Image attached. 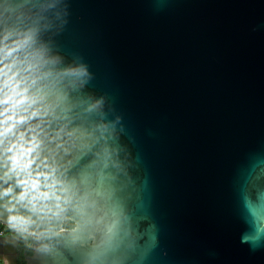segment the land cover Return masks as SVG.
Segmentation results:
<instances>
[{"label": "water", "instance_id": "95a60500", "mask_svg": "<svg viewBox=\"0 0 264 264\" xmlns=\"http://www.w3.org/2000/svg\"><path fill=\"white\" fill-rule=\"evenodd\" d=\"M64 7L40 39L88 83L31 103L0 72V224L36 237L25 264H264V0ZM20 240L0 237V261Z\"/></svg>", "mask_w": 264, "mask_h": 264}, {"label": "clouds", "instance_id": "9594fccd", "mask_svg": "<svg viewBox=\"0 0 264 264\" xmlns=\"http://www.w3.org/2000/svg\"><path fill=\"white\" fill-rule=\"evenodd\" d=\"M66 3L67 0H12L11 6L5 8L3 0H0V63H3V69H0V72L5 76L11 73L10 80L18 77L17 83H25L24 92L34 88L31 103H36L37 100L43 101L46 96L53 95L55 89L52 103L59 106L61 102L68 99V95L58 88V85L72 89L83 88L91 79L92 74L83 63L61 68L64 57L52 43L40 39L42 33L51 32L67 22L65 17L68 11L64 7ZM103 109L104 98L100 97L93 99L84 111L103 113ZM104 131H107L106 127ZM96 156L100 157L101 153H96ZM11 159L14 160V158ZM99 162L100 160L97 159L92 163ZM16 167L14 162L13 169ZM19 184L24 186L23 191L19 193V200L24 201L31 195V189L28 188L26 180H20ZM35 187L33 183L32 188ZM12 191L13 189L9 187L4 194ZM43 195L46 196L47 193ZM91 196L92 193L88 192L81 199L87 201ZM32 199L36 197L32 196ZM29 204H25L24 207H29ZM87 227L88 222L85 220V231ZM98 260V256L86 253L84 264H95Z\"/></svg>", "mask_w": 264, "mask_h": 264}, {"label": "trees", "instance_id": "16d2710c", "mask_svg": "<svg viewBox=\"0 0 264 264\" xmlns=\"http://www.w3.org/2000/svg\"><path fill=\"white\" fill-rule=\"evenodd\" d=\"M72 224L68 221H66L63 224V229L70 230L72 229ZM17 236L19 234L16 233ZM36 244V237L33 235H24L21 240L20 244L18 246L19 249V255L17 257V264H25L24 262V256H30L32 254V249L34 245Z\"/></svg>", "mask_w": 264, "mask_h": 264}, {"label": "built area", "instance_id": "2783aa9c", "mask_svg": "<svg viewBox=\"0 0 264 264\" xmlns=\"http://www.w3.org/2000/svg\"><path fill=\"white\" fill-rule=\"evenodd\" d=\"M12 235L13 233L11 230L7 229L6 227L0 224V237H7V236L10 237Z\"/></svg>", "mask_w": 264, "mask_h": 264}, {"label": "flooded vegetation", "instance_id": "af4514ba", "mask_svg": "<svg viewBox=\"0 0 264 264\" xmlns=\"http://www.w3.org/2000/svg\"><path fill=\"white\" fill-rule=\"evenodd\" d=\"M73 225V224H72ZM63 227V226H62ZM72 228H73V226H72ZM63 229V228H62ZM64 230V229H63ZM17 234H19V233H17ZM12 236H17L16 234H14V235H12ZM24 235L23 234H19V237L20 238H22Z\"/></svg>", "mask_w": 264, "mask_h": 264}, {"label": "crops", "instance_id": "0c3cea01", "mask_svg": "<svg viewBox=\"0 0 264 264\" xmlns=\"http://www.w3.org/2000/svg\"><path fill=\"white\" fill-rule=\"evenodd\" d=\"M0 264H6L5 261H0Z\"/></svg>", "mask_w": 264, "mask_h": 264}, {"label": "rangeland", "instance_id": "374dc122", "mask_svg": "<svg viewBox=\"0 0 264 264\" xmlns=\"http://www.w3.org/2000/svg\"><path fill=\"white\" fill-rule=\"evenodd\" d=\"M63 228V227H62ZM13 235L16 234L14 231H12ZM20 234V233H19ZM12 237V236H11Z\"/></svg>", "mask_w": 264, "mask_h": 264}]
</instances>
